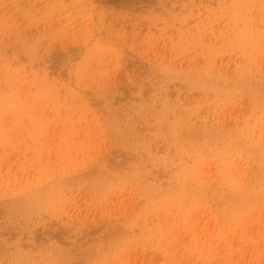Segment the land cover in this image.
<instances>
[{
    "label": "rangeland",
    "instance_id": "rangeland-1",
    "mask_svg": "<svg viewBox=\"0 0 264 264\" xmlns=\"http://www.w3.org/2000/svg\"><path fill=\"white\" fill-rule=\"evenodd\" d=\"M0 264H264V0H0Z\"/></svg>",
    "mask_w": 264,
    "mask_h": 264
},
{
    "label": "bare ground",
    "instance_id": "bare-ground-1",
    "mask_svg": "<svg viewBox=\"0 0 264 264\" xmlns=\"http://www.w3.org/2000/svg\"><path fill=\"white\" fill-rule=\"evenodd\" d=\"M21 1H23V0H21Z\"/></svg>",
    "mask_w": 264,
    "mask_h": 264
}]
</instances>
